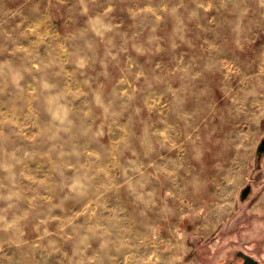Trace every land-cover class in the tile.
I'll list each match as a JSON object with an SVG mask.
<instances>
[{"label":"rangeland","instance_id":"374dc122","mask_svg":"<svg viewBox=\"0 0 264 264\" xmlns=\"http://www.w3.org/2000/svg\"><path fill=\"white\" fill-rule=\"evenodd\" d=\"M263 135L264 0H0V264L253 250Z\"/></svg>","mask_w":264,"mask_h":264},{"label":"flooded vegetation","instance_id":"af4514ba","mask_svg":"<svg viewBox=\"0 0 264 264\" xmlns=\"http://www.w3.org/2000/svg\"><path fill=\"white\" fill-rule=\"evenodd\" d=\"M263 156L264 153L260 156V158H256L255 156L256 165H258V162L261 161V158ZM250 193L251 191L247 194L246 198L250 195ZM263 248H264V241H261L258 244H256L253 250H246L238 247L232 248L226 251L222 260V264H243L245 259H249L248 257L252 258L253 260L257 261L260 264H264Z\"/></svg>","mask_w":264,"mask_h":264},{"label":"water","instance_id":"95a60500","mask_svg":"<svg viewBox=\"0 0 264 264\" xmlns=\"http://www.w3.org/2000/svg\"><path fill=\"white\" fill-rule=\"evenodd\" d=\"M264 153V135L259 140L256 149H255V156L256 158H260V156ZM251 191L250 184H246L239 193L240 200H245L247 194ZM249 259H245L243 264H260L257 261L253 260L252 258L248 257Z\"/></svg>","mask_w":264,"mask_h":264}]
</instances>
